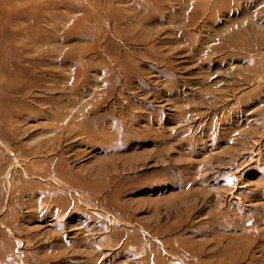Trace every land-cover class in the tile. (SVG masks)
<instances>
[{
	"label": "rangeland",
	"instance_id": "obj_1",
	"mask_svg": "<svg viewBox=\"0 0 264 264\" xmlns=\"http://www.w3.org/2000/svg\"><path fill=\"white\" fill-rule=\"evenodd\" d=\"M0 264H264V0H0Z\"/></svg>",
	"mask_w": 264,
	"mask_h": 264
}]
</instances>
